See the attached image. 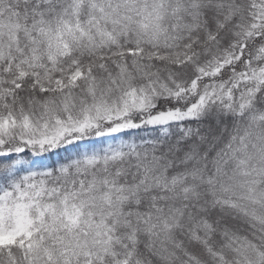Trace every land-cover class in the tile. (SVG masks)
<instances>
[{
    "label": "snow or ice",
    "instance_id": "6c2138e0",
    "mask_svg": "<svg viewBox=\"0 0 264 264\" xmlns=\"http://www.w3.org/2000/svg\"><path fill=\"white\" fill-rule=\"evenodd\" d=\"M0 264H264V0H0Z\"/></svg>",
    "mask_w": 264,
    "mask_h": 264
}]
</instances>
